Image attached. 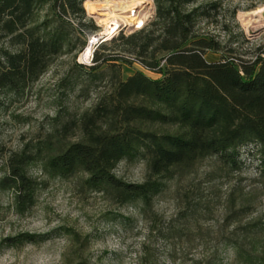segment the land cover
<instances>
[{
    "label": "trees",
    "instance_id": "16d2710c",
    "mask_svg": "<svg viewBox=\"0 0 264 264\" xmlns=\"http://www.w3.org/2000/svg\"><path fill=\"white\" fill-rule=\"evenodd\" d=\"M225 1L154 0L155 12L145 24L101 41L92 63L85 64L76 60L77 52L99 26L84 0H0V101L2 93L23 92L65 53L73 65L63 82L96 94L79 113L59 110L41 138L7 156L1 182L14 189L21 211L35 199L39 180L29 169L36 161L51 176L80 173L85 187L144 212L153 209L170 179L195 170L206 157L235 171L243 164L242 148L251 144L264 176V42L243 50L240 39L246 35L232 28L238 26V7L227 18ZM208 51L218 52L219 59L209 60ZM133 60L140 67L123 77L120 63ZM134 158L145 161L142 181L116 173L120 161ZM196 203L188 204L192 213ZM239 211L226 218L238 220ZM234 227L226 237L236 257L264 264V220ZM41 239L44 234L23 231L2 241Z\"/></svg>",
    "mask_w": 264,
    "mask_h": 264
},
{
    "label": "rangeland",
    "instance_id": "374dc122",
    "mask_svg": "<svg viewBox=\"0 0 264 264\" xmlns=\"http://www.w3.org/2000/svg\"><path fill=\"white\" fill-rule=\"evenodd\" d=\"M225 2L227 18L231 17L232 7H238V26L233 24L232 28L245 33L247 39H240L243 50L263 43L264 11L255 9L264 0ZM133 8L145 19L140 25H121L117 33L131 32L145 24L155 12L154 0H139L122 13L133 12ZM86 13L100 31L104 24L87 9ZM82 52H77L76 60L92 63L93 55L82 59ZM206 57L215 60L220 54L208 51ZM120 64L123 77L140 67L134 60ZM72 65V55L62 54L23 92L1 95L0 142L4 155L0 157V264H246L236 257L226 236L238 223L264 220V176L251 144L242 148L240 169H220L213 156L206 157L195 170L170 179L155 196L153 209L146 212L139 205H118L105 193L85 187L80 173L51 176L36 161L29 169L39 180L33 204L24 211L17 207L14 189L1 182L8 173L7 156L26 142L41 138L59 110L79 113L96 99L93 91L88 93L80 85L63 82ZM115 170L125 180L138 182L144 179L146 165L141 158L124 159ZM194 201L196 211L192 213L188 204ZM238 209V220L232 215L226 218ZM23 231L44 234V239L17 245L2 241ZM255 240L261 246L263 240Z\"/></svg>",
    "mask_w": 264,
    "mask_h": 264
},
{
    "label": "bare ground",
    "instance_id": "6f19581e",
    "mask_svg": "<svg viewBox=\"0 0 264 264\" xmlns=\"http://www.w3.org/2000/svg\"><path fill=\"white\" fill-rule=\"evenodd\" d=\"M139 0H84V7L93 13L104 27L95 34H91L92 42H88L83 49L81 58H90L95 46V40L103 37L107 40L113 37L121 25H140L146 16L137 14L136 8L133 12L122 13L131 10L132 6L138 4ZM264 3L255 9V12H263Z\"/></svg>",
    "mask_w": 264,
    "mask_h": 264
},
{
    "label": "built area",
    "instance_id": "2783aa9c",
    "mask_svg": "<svg viewBox=\"0 0 264 264\" xmlns=\"http://www.w3.org/2000/svg\"><path fill=\"white\" fill-rule=\"evenodd\" d=\"M94 34V33H93ZM90 38V37H89ZM104 39H103V37H101L100 39H98V40H95V44L96 43H98V41H103Z\"/></svg>",
    "mask_w": 264,
    "mask_h": 264
},
{
    "label": "water",
    "instance_id": "95a60500",
    "mask_svg": "<svg viewBox=\"0 0 264 264\" xmlns=\"http://www.w3.org/2000/svg\"><path fill=\"white\" fill-rule=\"evenodd\" d=\"M95 33H97V32H95ZM95 33H94V34H95ZM88 42H92V38H91V37L89 38ZM93 51H94V49H93ZM92 55H93V52H92L91 56H92Z\"/></svg>",
    "mask_w": 264,
    "mask_h": 264
}]
</instances>
